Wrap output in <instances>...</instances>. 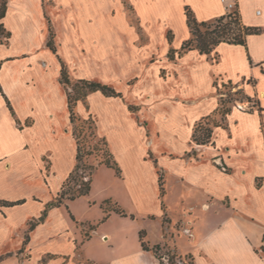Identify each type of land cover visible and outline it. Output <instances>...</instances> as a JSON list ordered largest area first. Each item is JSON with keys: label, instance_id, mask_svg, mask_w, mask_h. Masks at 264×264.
<instances>
[{"label": "crops", "instance_id": "crops-1", "mask_svg": "<svg viewBox=\"0 0 264 264\" xmlns=\"http://www.w3.org/2000/svg\"><path fill=\"white\" fill-rule=\"evenodd\" d=\"M197 1L202 10L187 0L184 5L192 9L198 21L226 13L219 0ZM233 1L242 23L258 27L260 31L247 35L245 45L219 44L217 62H211L206 55H196L194 50L183 53L180 62L171 66L177 78L183 76L180 69L188 62L192 71L199 64L206 71L211 65L216 74H211V70L209 86L200 98H189L191 89L185 82L179 86H174L171 79L163 83L170 94H181L182 99L174 104L168 102L164 109L165 121L159 114L155 118L162 128V140L156 149L177 155L162 159L163 196L168 173L184 184V192H195V205L188 206L193 222L184 220L185 216L178 219L182 220L180 232L190 241L188 248L180 250L173 236H169L176 252L190 255L193 264H264V0ZM103 12L100 0H7L2 22L10 37L0 42V200L24 202L0 208V256L6 254L0 264H22L16 254L22 248L28 223L57 195L76 162V144L66 90L59 82L57 55L67 65L71 78L96 79L114 87L125 79L116 75L113 68L120 59L117 53L122 55V50L108 52L107 25L100 21ZM181 14L185 23L182 43L190 34L184 11ZM49 25L53 29L56 53L46 45ZM181 43H174V49L180 48ZM213 76L231 81L237 85L236 89L241 88L257 99L261 111L257 108L244 111L233 106L227 116V126L213 131L216 149L203 152L199 159L186 160L183 155L192 134L190 123L213 112L218 105L213 95ZM248 79L253 83H248ZM76 110L79 115L92 114L98 132L109 143L111 136L106 129L111 127L119 133L128 150L134 148L127 131L135 132L139 127L128 103L120 96L91 92L85 101L77 102ZM144 152L143 143L137 152L138 161L149 164L150 177L145 178L138 171L133 173L134 177L132 174L119 177L129 197V214L134 216L129 218L143 219L140 204L145 197L142 193L146 183H151V189L157 188L154 202L160 208L147 215L162 219L166 213L158 173ZM73 201H67L68 209L65 206L49 208L44 220L29 232L25 247L31 253L53 254L52 261L57 262L53 264H80L73 260L77 234L75 218L72 220L68 212ZM99 220L100 224L104 223ZM99 230V241L104 243L107 256L99 258L82 253L94 264H161L151 250L141 247L138 235L144 230L149 247L166 242V237L151 243L141 228L137 231V244L128 246L121 231ZM92 238L81 243V251Z\"/></svg>", "mask_w": 264, "mask_h": 264}, {"label": "rangeland", "instance_id": "rangeland-1", "mask_svg": "<svg viewBox=\"0 0 264 264\" xmlns=\"http://www.w3.org/2000/svg\"><path fill=\"white\" fill-rule=\"evenodd\" d=\"M100 1L101 8L104 11L100 21L107 25L108 52L111 50H122V55H119L117 51H115L120 59L119 61L116 60V65H113V68L116 69V75H119L123 79L125 78L121 84H117V87L106 82L102 83H106L112 86L116 91H119L121 93L120 97L128 103V106L134 107L133 111H131L134 113L139 127L135 129V132L129 130L127 127V133L129 134L131 142H133L132 145L134 148L132 150H128L122 143L117 131L108 127L106 130L108 132L107 134L111 136V151L122 170L121 177L127 176V174L131 177L133 173L138 171V173H143V177L148 178L151 174V167L146 162H139L137 153L139 149H142L144 143L145 158L153 163L152 165H154L156 172L159 171L164 175L162 159L169 160V158H176L177 155L172 154L168 150L163 151L156 149L157 143L162 140V128L156 124L155 118L157 116L156 114H159L161 120L165 121L167 115L164 109L167 108L168 102L170 101L174 104V102L176 103L182 99V95L170 94L168 88L163 83L171 79L170 82L173 83L174 86H179L181 82H185L191 89V93L188 94L189 98L193 99V97L196 96L200 98V96L204 95L209 86L208 76L211 70H213L211 74H216V71L211 65L206 71V67L201 64L192 71L188 68L189 62L187 63L186 60L184 62L187 63V65H183L184 67L180 69L183 76L177 78L176 71L171 67L173 65L172 63L176 64L180 62V58L177 56L174 60H169L167 53L170 48H176V46L173 45L174 43L179 45L182 41V28L185 23H183L184 20L181 13L184 11L185 0ZM187 1L198 9L199 7H201V10L203 9V6H201L197 0ZM219 2L223 5L220 0ZM200 15L203 16L204 12H201ZM49 28L53 32L51 25H49ZM169 28L172 29L171 32L173 35L170 42L167 39ZM0 38H3L1 30ZM118 41H121V45ZM178 47L177 49H179ZM194 53L197 55V50H194ZM198 58L200 59L199 56ZM190 62H192V60H190ZM226 81L227 80L221 76H213L212 78V85L214 88L213 95H216L217 102L220 98V94L217 93L216 86H221V83ZM234 90L236 89H233V91ZM235 106L244 111H248L250 103L236 101ZM208 114H211L213 119L217 117L212 111ZM89 116L93 117L90 113L80 115L82 119H87ZM196 121L197 119L190 123L191 130ZM76 124L80 126L83 123L77 122ZM83 125L86 130L87 124ZM97 133L98 135H102L98 130ZM85 139V147L90 149L94 140L88 136H85ZM214 149H216L214 143L203 147L202 145H195V143L191 141V137H189L188 149L183 157L186 158V160L192 158L199 159L204 155L203 152L213 151ZM99 159V155L93 152L89 156H86L83 162L87 165H96ZM219 165L225 167L222 163H219ZM79 173H81V171ZM76 178L78 179L79 177L76 176ZM76 178L70 183L71 188L77 187ZM145 178L144 180L146 181ZM165 181L166 193L163 196V211L166 213L167 217L163 215L162 219L158 217L153 219V216L147 215V213H153L155 210H158L160 205L154 202L156 198L154 192L157 188L151 189V183L148 185L146 183L142 193L145 200L140 204V212L144 213V216H142L143 219L138 218L131 220L129 216L131 208L130 201L122 180L115 174L113 169L99 166L92 175L90 193L75 199L69 209L75 218L74 226L77 234V243L73 260L80 264H94L92 260L85 256L89 254L99 258H105L107 256L104 243L99 241L100 237L99 234H97L100 232V228H105L110 231H121L122 235H120L126 237L124 244L128 246L137 244V231L141 228L145 229L147 233L146 240H149L151 243L166 237L167 240L164 243H167L168 247L159 249V253L162 255L164 254L166 261L168 260V255H171L172 252L171 240H175L180 250L188 248L190 241L186 234L180 232L182 220L178 219L185 216L184 220L190 221L191 217L188 215V206L195 205V192L188 190L184 192V184L172 173L166 175ZM114 202H117L128 215L121 217L110 211L109 219L107 218L106 222L104 220L102 221L104 223L100 224L99 218L102 219L105 215L103 209L109 211L114 205ZM63 212L67 215L66 210H63ZM186 216L189 217V220L188 217L186 219ZM190 222L192 223L193 221ZM187 226H189V222ZM96 230L97 232H95ZM91 236L93 240L87 243V245L85 244L86 246L84 248L82 247L81 251V243ZM169 236H173V239ZM116 243H118V241H116ZM16 255L22 261V264L57 263L52 261L55 255L50 253L34 254L31 253L27 247H25L22 253L18 252ZM2 256H6V254ZM174 261L176 264H188L187 259H174Z\"/></svg>", "mask_w": 264, "mask_h": 264}, {"label": "trees", "instance_id": "trees-1", "mask_svg": "<svg viewBox=\"0 0 264 264\" xmlns=\"http://www.w3.org/2000/svg\"><path fill=\"white\" fill-rule=\"evenodd\" d=\"M7 0H0V30L2 31L3 38H0V42H5L10 37V32L5 29L2 19L5 16ZM184 14L186 18V25L189 30L190 36L181 43L179 49L170 48L167 53V57L170 60H174L175 57H180L183 53L189 50H197L199 54L206 55L211 61L217 62L218 53L216 47L221 43L240 44L245 45L246 37L249 34L258 33L260 29L258 27L246 26L242 23L241 17L237 9H234L231 13H225L219 17L198 21L194 15L192 9L188 6H184ZM171 30L167 33V39L169 42L172 40ZM46 45L56 53V47L54 44V34L49 28V36ZM176 54V55H175ZM60 63L59 82L66 90L67 108L69 111L70 122L72 124L71 131L75 139L76 155L75 165L70 171L67 179L61 185V188L57 195L45 205V208L41 211L40 215L34 218L28 223L27 230L24 236L22 248L19 253H22L25 249V245L29 240V232L46 217L47 211L51 207L65 206L68 209L67 201L75 200L81 196H85L91 191L92 175L99 166H105L115 171V174L119 177L122 175V170L118 165V162L114 158V155L110 148V143L104 135H98L96 121L92 116L87 119H82L76 110L78 101H85L87 95L91 92L100 91L105 96H120L121 93L116 91L112 86L92 79H72L70 77L67 65L57 55ZM248 83H253L251 79L247 80ZM215 85V84H214ZM231 81L221 83V86H216V91L220 94L218 105L212 112L216 115V118H212L211 114L205 115L198 119L192 129L191 141L195 145H208L213 144V131L216 127L227 126V116L230 114L232 107L235 106L236 101L247 100L250 103V110L257 108L260 112L261 108L258 105L257 99H254L243 91L241 88H237ZM233 89H236L233 91ZM9 108L12 110L10 104ZM133 111V106H128ZM82 122L87 124L86 130L84 125L78 126L76 123ZM85 136H88L94 140L90 149H87ZM93 152L97 153L100 157L96 165H87L83 162L86 156H89ZM189 155V154H188ZM81 171V173H79ZM158 173V185L160 195L164 194L163 176L161 172ZM79 177L78 179L76 178ZM76 178L77 187L71 188L70 183ZM259 184V183H258ZM24 200L18 201H6L0 200V208L13 206L20 204ZM105 215L102 217V221L106 220L109 216V212H114L120 216H127L126 211L117 203L111 209H103ZM69 212V216L74 220L73 215ZM131 218L134 216L129 214ZM140 245L144 250H151L153 254L159 259L161 264H176L174 259H187L188 264H193L192 257L190 255H179L175 248L172 247L171 255H168V260L165 262L163 258L164 254L159 253V249L162 247H168L167 243L156 244L149 247L148 243L144 240V230L139 231ZM166 254V252H165ZM167 255V254H166ZM2 256H0V259Z\"/></svg>", "mask_w": 264, "mask_h": 264}, {"label": "built area", "instance_id": "built-area-1", "mask_svg": "<svg viewBox=\"0 0 264 264\" xmlns=\"http://www.w3.org/2000/svg\"><path fill=\"white\" fill-rule=\"evenodd\" d=\"M224 4L226 13H231L235 8V3L233 0H220ZM163 260L166 262L165 257Z\"/></svg>", "mask_w": 264, "mask_h": 264}]
</instances>
